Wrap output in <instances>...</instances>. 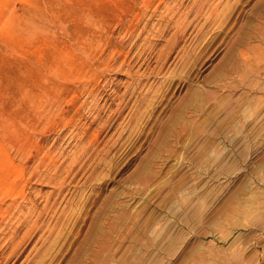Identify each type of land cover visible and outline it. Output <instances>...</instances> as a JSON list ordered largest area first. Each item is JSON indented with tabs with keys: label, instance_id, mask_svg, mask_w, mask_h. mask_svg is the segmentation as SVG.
Returning <instances> with one entry per match:
<instances>
[{
	"label": "rangeland",
	"instance_id": "374dc122",
	"mask_svg": "<svg viewBox=\"0 0 264 264\" xmlns=\"http://www.w3.org/2000/svg\"><path fill=\"white\" fill-rule=\"evenodd\" d=\"M0 264H264V0H0Z\"/></svg>",
	"mask_w": 264,
	"mask_h": 264
},
{
	"label": "bare ground",
	"instance_id": "6f19581e",
	"mask_svg": "<svg viewBox=\"0 0 264 264\" xmlns=\"http://www.w3.org/2000/svg\"><path fill=\"white\" fill-rule=\"evenodd\" d=\"M203 4V3H202ZM201 6V5H200ZM56 100V99H55ZM59 101V100H58ZM52 103H53V101H52ZM55 103V102H54ZM47 105V104H46ZM56 104H54L53 106H55ZM44 109V108H43ZM43 109H41V111L43 110ZM48 109H50L49 107H48ZM43 112V111H42ZM47 115V114H46ZM48 117H49V115H48Z\"/></svg>",
	"mask_w": 264,
	"mask_h": 264
}]
</instances>
